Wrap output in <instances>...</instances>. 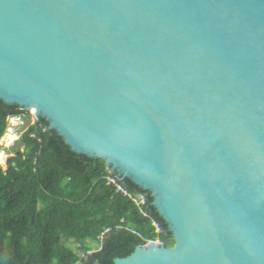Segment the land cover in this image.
Masks as SVG:
<instances>
[{
	"label": "water",
	"instance_id": "95a60500",
	"mask_svg": "<svg viewBox=\"0 0 264 264\" xmlns=\"http://www.w3.org/2000/svg\"><path fill=\"white\" fill-rule=\"evenodd\" d=\"M0 175L35 264H264V0H0Z\"/></svg>",
	"mask_w": 264,
	"mask_h": 264
},
{
	"label": "trees",
	"instance_id": "16d2710c",
	"mask_svg": "<svg viewBox=\"0 0 264 264\" xmlns=\"http://www.w3.org/2000/svg\"><path fill=\"white\" fill-rule=\"evenodd\" d=\"M19 221L0 175V264H35L23 238L15 239Z\"/></svg>",
	"mask_w": 264,
	"mask_h": 264
}]
</instances>
